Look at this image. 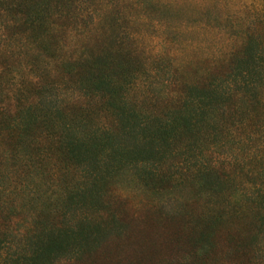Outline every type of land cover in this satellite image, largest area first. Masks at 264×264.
I'll return each instance as SVG.
<instances>
[{
  "label": "rangeland",
  "instance_id": "obj_1",
  "mask_svg": "<svg viewBox=\"0 0 264 264\" xmlns=\"http://www.w3.org/2000/svg\"><path fill=\"white\" fill-rule=\"evenodd\" d=\"M177 1L0 0V231L8 225L21 231L35 217L51 222L58 212L73 209L56 200L74 181L73 173L64 170L67 165L52 138L30 122L29 114L53 110L86 128H114L101 96L80 82L97 68L99 75L122 71L117 83L134 82L126 87V99L140 101L149 87L155 97L177 87L176 56L189 61L186 81L223 78L229 63L215 61V53L233 50L246 31H256L250 36L264 41V32H257L264 31V24L254 10L264 7V0ZM154 98L141 103V111L156 115L166 109L164 100ZM242 108L245 103L237 104L239 112L211 124L199 147L212 149L217 157L233 151L229 135L236 143L258 123L255 117L246 120ZM240 120L246 124L231 126ZM210 142L217 148L208 147ZM136 171L124 164L110 179L100 198L110 221L102 222L105 228L81 256L60 264H177L194 251L187 239L189 217L200 210L195 191L187 185L168 198L153 195L139 187ZM86 213L98 220V212ZM250 234L264 240V225L252 217L231 233H218L205 253H192L189 260L264 264V247L250 244ZM0 264L15 263L1 258Z\"/></svg>",
  "mask_w": 264,
  "mask_h": 264
},
{
  "label": "trees",
  "instance_id": "obj_2",
  "mask_svg": "<svg viewBox=\"0 0 264 264\" xmlns=\"http://www.w3.org/2000/svg\"><path fill=\"white\" fill-rule=\"evenodd\" d=\"M254 10L264 24V7ZM250 33L246 31L247 36L233 50L226 47L214 54L215 61L229 63L223 78L209 75L186 81L189 61L176 56L172 63L180 79L177 87L158 91L157 97L149 87L140 101L126 99V87L134 82L117 83L122 71L99 75L97 68L80 82L101 96L114 118V128H86L80 120L53 110L29 114L30 122L52 138L61 162L67 165L64 170L73 173L74 181L56 198L63 200L62 208L73 209L59 213V204L55 220L44 222L35 217L21 231L8 225L0 231V261L60 264L81 256L105 228L102 222L111 219L100 198L124 164L137 168L139 187L153 195L168 198L175 188L187 185L195 191L200 210L189 217L191 236L187 239L194 256L205 253L218 233H231L248 217L264 225V41L250 36L257 35L256 31ZM91 63L95 64L94 59ZM154 97L164 100L166 109L156 115L141 111L139 105ZM239 103L246 105L240 110L246 120L257 118L254 129L236 143L232 141L235 136L229 135L234 149L222 157L213 155L212 149L200 148V139L210 135L208 127L239 112L235 109ZM233 124L246 123L240 120ZM208 147L217 148L212 142ZM92 203L94 207L89 205ZM88 209L98 212V220L88 218ZM256 238V234L246 235L250 244L264 247V240ZM10 244H14L13 249ZM192 253L187 252L177 264H195L189 260Z\"/></svg>",
  "mask_w": 264,
  "mask_h": 264
}]
</instances>
